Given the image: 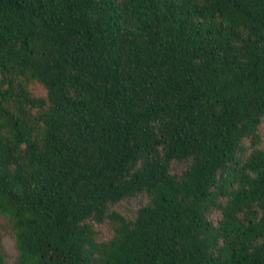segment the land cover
<instances>
[{"label": "trees", "instance_id": "obj_1", "mask_svg": "<svg viewBox=\"0 0 264 264\" xmlns=\"http://www.w3.org/2000/svg\"><path fill=\"white\" fill-rule=\"evenodd\" d=\"M263 123L264 0H0L19 264H264Z\"/></svg>", "mask_w": 264, "mask_h": 264}, {"label": "rangeland", "instance_id": "obj_2", "mask_svg": "<svg viewBox=\"0 0 264 264\" xmlns=\"http://www.w3.org/2000/svg\"><path fill=\"white\" fill-rule=\"evenodd\" d=\"M34 89L37 93L44 92V89L40 85H38L37 87L35 86ZM261 129H262L261 130L262 143L260 144V146L264 147V123ZM145 200L146 197L141 196L139 198L132 199L130 201L122 202L119 205H117L115 209L124 214L131 215L132 210L138 207ZM216 217H218V214H214V218ZM96 227L103 232V237L105 239H109L113 234V230L110 225L103 224V225H96ZM0 243L6 264H19L18 263L19 249L17 246L16 235L12 227V222L8 216L2 213H0Z\"/></svg>", "mask_w": 264, "mask_h": 264}]
</instances>
